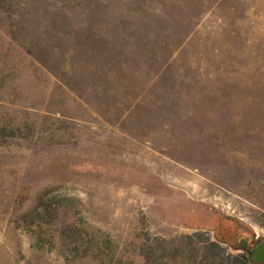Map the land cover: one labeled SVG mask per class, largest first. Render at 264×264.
<instances>
[{
  "label": "rangeland",
  "instance_id": "1",
  "mask_svg": "<svg viewBox=\"0 0 264 264\" xmlns=\"http://www.w3.org/2000/svg\"><path fill=\"white\" fill-rule=\"evenodd\" d=\"M263 241L264 0H0V264Z\"/></svg>",
  "mask_w": 264,
  "mask_h": 264
},
{
  "label": "crops",
  "instance_id": "2",
  "mask_svg": "<svg viewBox=\"0 0 264 264\" xmlns=\"http://www.w3.org/2000/svg\"><path fill=\"white\" fill-rule=\"evenodd\" d=\"M118 84L119 83L116 82L114 84L113 83L109 84L108 87H102L99 91L100 92L99 96L102 97V95H103V96H106L107 98L119 97V93H120V91H123V88H119ZM68 91H69V93H72V95L74 97L83 99L80 96H78L76 93L70 91L69 89H68ZM141 97H142V94H137L136 98H133L134 100L128 101V103H126L129 107L122 112V116L118 119V122L124 121L125 118H127L130 115L132 107H134L137 104V102L139 101V99H141ZM116 104H117V102H116ZM122 104H125V102H123ZM105 122H110V121L106 119Z\"/></svg>",
  "mask_w": 264,
  "mask_h": 264
},
{
  "label": "trees",
  "instance_id": "3",
  "mask_svg": "<svg viewBox=\"0 0 264 264\" xmlns=\"http://www.w3.org/2000/svg\"><path fill=\"white\" fill-rule=\"evenodd\" d=\"M235 249H243L242 247H234ZM253 252L250 251H244L242 254L240 255H234L233 259H235L236 261H244L247 262L249 264H264V262H260V261H256L253 258Z\"/></svg>",
  "mask_w": 264,
  "mask_h": 264
},
{
  "label": "water",
  "instance_id": "4",
  "mask_svg": "<svg viewBox=\"0 0 264 264\" xmlns=\"http://www.w3.org/2000/svg\"><path fill=\"white\" fill-rule=\"evenodd\" d=\"M252 255L256 261L264 262V241L255 251H253Z\"/></svg>",
  "mask_w": 264,
  "mask_h": 264
}]
</instances>
